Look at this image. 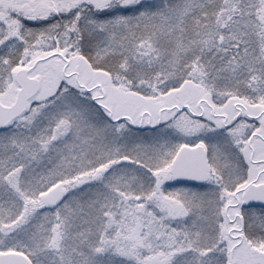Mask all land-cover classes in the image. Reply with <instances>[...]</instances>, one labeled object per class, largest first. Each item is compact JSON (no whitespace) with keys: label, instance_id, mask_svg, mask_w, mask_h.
<instances>
[{"label":"snow or ice","instance_id":"snow-or-ice-1","mask_svg":"<svg viewBox=\"0 0 264 264\" xmlns=\"http://www.w3.org/2000/svg\"><path fill=\"white\" fill-rule=\"evenodd\" d=\"M0 264H264V0H0Z\"/></svg>","mask_w":264,"mask_h":264}]
</instances>
